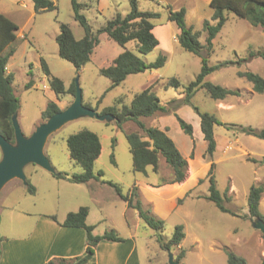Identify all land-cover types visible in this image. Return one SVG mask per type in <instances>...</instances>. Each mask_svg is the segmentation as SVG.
Instances as JSON below:
<instances>
[{"label":"rangeland","instance_id":"rangeland-1","mask_svg":"<svg viewBox=\"0 0 264 264\" xmlns=\"http://www.w3.org/2000/svg\"><path fill=\"white\" fill-rule=\"evenodd\" d=\"M52 1L56 3L57 10L36 13L31 0H0V14L7 16L19 28L18 38L14 42L16 51L10 58L7 69L14 75V92L20 102V109L16 114L24 135L31 136L45 122L42 113L49 102H56L65 110L74 101L71 95L57 100L43 71L42 61L47 64L52 75L61 79L67 87L78 79L83 102L98 113L110 107H115L117 113H122L123 107L131 105L136 93L155 85L153 90L162 105L169 106L172 111L141 121L146 127H157L167 132L188 160L187 178L181 185L153 194L148 188L152 187L150 184L165 186L173 171L163 157L159 159L158 175L153 173L152 168L148 170L147 177L133 171L126 135L139 131L137 124L132 121L119 124L117 120L101 121L82 116L67 123L48 138L45 154L54 173L34 165L25 168L27 183L30 182L35 187V194L29 193L27 185L18 179L9 182L0 191V204L13 207L12 212L1 215L2 230L10 232L12 229L17 232V236H23L31 231L40 216L61 225L69 213L86 207L89 210L87 224L94 226V235L102 236L114 231L122 239H127L132 234L135 236L137 254L140 255L142 264H169L168 252L158 245L155 232L143 221L135 227L136 210L131 208L127 212L128 204L105 182L120 186L124 194L135 185L138 196L133 197L134 202L141 200L154 216L165 221V239L172 237L176 226H184L186 237L182 248L174 247L171 250L176 257L184 249L186 256L182 264H227L226 249L243 257L246 264H261L264 261V236L254 228V221L245 217L249 215L250 189L253 185L261 184L264 179V140L237 134L235 128L216 126L214 133L219 147L214 156L209 157L195 108L201 113L214 115L223 123L256 129L264 127V94H257L252 98L254 91H249L253 90L252 84L238 76L239 72H253L264 78V60L260 57L249 58L251 52L264 48L263 30L253 27L247 20L239 19L235 14H227L228 20L214 40L213 49L207 59L210 65L237 62L213 72L206 81L224 88L240 90L243 94L240 98L247 101L252 99L251 101L235 102L233 109L222 110L218 108V101L212 99L205 90H199L191 104L179 105L185 100V88L199 75L202 63L200 56L185 51L179 45V29L175 23L168 21V13L170 9L179 11L185 8L187 26L200 32V41L205 44L207 34L203 25L205 21H211L213 10L204 0H139L142 11L159 14L152 22L160 45L147 55L136 52L134 43L127 47L148 64L154 63L160 55H165L167 61L158 70L129 76L108 93L106 91L111 81L101 76L99 69L109 66L124 49L106 35H101V42L91 61L77 72L72 64L59 57L56 37L61 23L69 25L77 39L84 37V30L74 19L70 0ZM80 1L87 6L82 13L94 32L117 13L125 16L130 11L129 0ZM203 55L206 56L205 51ZM244 59L248 60L239 62ZM172 78L179 80L181 89L165 87ZM29 82L32 87L27 89ZM120 97L123 103L118 105L116 100ZM171 101L177 102L171 104ZM177 117L193 127L192 137L184 133ZM84 129L96 133L102 142L103 151L94 166V174L99 178L82 184L56 178L54 175L59 173L68 177L82 173L81 167L69 157L67 138ZM227 144L230 147L227 148ZM1 155L0 149V160ZM248 158L258 162L253 163ZM212 163L216 164L217 189L222 197L230 198L225 206L235 215L222 212L207 199V174ZM100 172L103 176H98ZM155 197L173 199L175 209L172 210V202L167 200L160 208L165 212H155L156 207L152 208L150 203ZM25 212L30 216H26ZM24 220L26 225L22 226Z\"/></svg>","mask_w":264,"mask_h":264},{"label":"trees","instance_id":"trees-1","mask_svg":"<svg viewBox=\"0 0 264 264\" xmlns=\"http://www.w3.org/2000/svg\"><path fill=\"white\" fill-rule=\"evenodd\" d=\"M34 11L42 13L46 11H55L58 9L56 3L52 0H31ZM74 12V19L84 30V37L77 39L69 25L60 24V32L56 37L58 45V55L61 59L73 65L79 72L86 64L91 61L92 55L96 47L101 42V35H106L110 40L120 45L124 50L120 53L112 63L99 69V74L108 78L111 81L110 87L106 93L120 86L129 76L144 73L146 71L158 70L166 64L167 58L165 55H160L154 63H146L143 59L137 56L133 50L127 46L130 43L135 44V51L142 55H147L156 49L160 42L154 34L155 25L153 20L159 17L158 13L151 11H142L139 6V0H129L130 11L123 16L117 13L111 20L96 32L93 31L88 22L87 17L82 13L87 7L80 0H70ZM100 1V0H97ZM210 7L213 10L211 21H205L203 30L206 32L205 44L200 41L201 33L195 32L192 27L186 24V9L181 8L179 11L169 10L168 21L175 23L179 29L178 43L187 52L193 53L201 57V71L195 81L191 82L184 90V102L178 101L179 105L187 103L191 104L192 98L199 90H205L206 93L216 101H222L228 97H242V91L224 88L207 82V77L213 72L222 67L237 64V62H224L217 65H210L208 57L213 49V42L225 26L228 17L227 14L233 13L239 19L247 20L253 27H259L264 32V0H211ZM18 25L10 20L4 14H0V135L8 142L15 144V133L12 123L13 116L20 109V102L14 92V75L8 73V63L10 58L15 54L14 42L17 40ZM206 52V56L203 52ZM260 57L264 60V48L258 52H251L250 59ZM248 59L239 60L246 62ZM43 71L48 79L51 89L56 94L57 100H61L67 95L75 97L76 83H72L67 87L64 82L53 76L47 64L42 61ZM240 78H245L252 84L253 91L257 94H264V78L253 72H239ZM158 84V82L156 83ZM154 86H151L134 95L131 105L123 107L122 113H117L115 107L105 109L100 115L110 114L119 124L127 121H132L137 124L139 131L131 132L126 135L129 149L133 160V171L148 176V170L153 169V173L158 175L159 159L163 157L172 169L173 175L165 185H175L183 183L187 178L188 160L182 155L174 141L168 136L166 131L157 127H146L141 121L144 118H150L164 115L171 112L169 106L162 105L161 100L154 92ZM31 82L26 86L31 88ZM166 88L181 89L182 85L176 78L168 80ZM171 101L170 103H176ZM118 105L123 103L120 97L116 100ZM168 103V104H170ZM83 104L91 108L89 104ZM92 109V108H91ZM62 111L56 102H49L45 111L42 113V119L45 122ZM196 113L200 118V128L206 142V154L213 157L217 151V142L214 129L216 126H224L228 129H234L237 134H245L260 140H264V127L256 129L251 126H243L237 124H227L218 120L214 115L209 113H201L198 108H195ZM178 118L181 129L189 137L193 136V127ZM44 122V123H45ZM67 147L69 157L76 165L82 169L81 174L68 177L65 174L54 175L58 179L68 180L72 183L82 184L88 183L96 177L94 174V166L96 161L101 157L103 148L99 136L87 129L81 130L78 133L72 134L67 138ZM249 161L257 163L258 161L248 158ZM264 161V160H263ZM36 166V165H34ZM216 164L212 163L207 174L209 181V195L207 199L213 202L222 212L235 215L230 209L225 206V202L230 198L222 197L217 189V181L215 176ZM98 176H103L100 172ZM112 187L120 198L125 201L128 206L136 210L140 219L144 224L155 232V237L158 245L165 251H171L174 247H179L186 235L184 226L178 225L174 228V232L170 239H165L163 231L165 229V221L154 216L149 208H145L141 200L137 199L134 202L133 197H137V187L127 194L122 192L120 186L112 182H105ZM163 184L153 185L161 187ZM28 192L36 193V189L30 182L27 183ZM264 194V180L258 186L253 185L250 189L248 197L249 218L251 221L257 219L264 222V215L260 212V201ZM89 210L86 207L80 208L77 212L69 213L61 223V226L66 228H82L86 232V250L85 254L76 258H56L48 262V264H97L95 257V249L103 240L111 242H123L124 239L119 237L114 231L105 233L102 236L93 234L94 226L87 224ZM56 220L55 217H52ZM0 236V243L2 242ZM1 254V247H0ZM227 264H246V260L235 254L233 251L226 249ZM185 257L184 249L176 255V259L182 263Z\"/></svg>","mask_w":264,"mask_h":264},{"label":"crops","instance_id":"crops-1","mask_svg":"<svg viewBox=\"0 0 264 264\" xmlns=\"http://www.w3.org/2000/svg\"><path fill=\"white\" fill-rule=\"evenodd\" d=\"M204 1L210 7L211 0ZM153 32L155 34V31ZM8 73L12 72L8 70ZM249 91L253 92L252 89H249ZM255 96H257V93L253 92L252 98ZM251 100L252 99L247 101L240 97H228L225 100L218 101V108L222 110H230L234 108L235 102L241 103L244 101L247 103ZM236 141H238V138ZM218 147L219 145L217 143V149ZM226 147H230L229 144H227ZM181 184L182 183L175 185H165L167 187H154L153 185L157 184H150V186H152L151 188L146 184V187H148L149 191L153 192V194H159L158 192L160 190H166L165 188H171ZM154 199L155 200L150 203L152 204V208L156 207L154 210L157 213L161 214V211L165 212L160 208L162 207L161 205L167 200L172 202V210H174L176 207L173 199H160L156 197ZM127 208L128 212V210L131 208ZM12 210L13 207L0 204V236L3 239L0 243V264H48L49 261L56 258L71 259L81 257L85 254L86 232L84 229L66 228L55 223V221H51V219H43L42 216H40L39 219L35 221L32 229H30L31 231L26 235L17 236V232L12 231V229L10 232L8 230H2L3 227L1 215L4 212H12ZM260 212L264 215V194L260 201ZM26 216H30V214L26 213ZM135 218L136 221L134 225L135 227H138L139 222H142V220L140 219L137 211ZM23 223L24 224H22V226H25L26 221L24 220ZM181 245L179 248H182ZM95 252L97 264H142L140 255L137 254L135 236L132 234L128 236V238L123 242H111L104 240L98 244ZM184 259L185 257L183 258L182 263Z\"/></svg>","mask_w":264,"mask_h":264},{"label":"water","instance_id":"water-1","mask_svg":"<svg viewBox=\"0 0 264 264\" xmlns=\"http://www.w3.org/2000/svg\"><path fill=\"white\" fill-rule=\"evenodd\" d=\"M82 116H88L101 121L115 119L110 114L100 115L96 110L83 104V94L79 88L78 79H76V94L73 103L67 109L49 118L45 123L40 124L31 136L24 135L18 123V115L15 114L12 118L15 144L8 142L0 135V149L2 153L0 160V191L15 179L21 180L24 185H27L25 168L28 165H36L54 173L51 163L45 154L48 138L67 123L77 120ZM253 226L255 229L261 231L264 236V222L262 220H255ZM168 263L182 264L171 251H168ZM261 264H264V261Z\"/></svg>","mask_w":264,"mask_h":264}]
</instances>
